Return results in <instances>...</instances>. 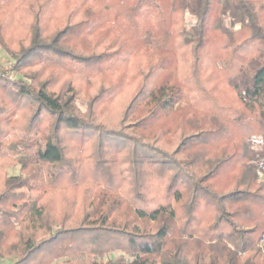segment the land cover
Instances as JSON below:
<instances>
[{"label": "trees", "instance_id": "obj_1", "mask_svg": "<svg viewBox=\"0 0 264 264\" xmlns=\"http://www.w3.org/2000/svg\"><path fill=\"white\" fill-rule=\"evenodd\" d=\"M0 47V260L264 264V0H0Z\"/></svg>", "mask_w": 264, "mask_h": 264}, {"label": "rangeland", "instance_id": "obj_2", "mask_svg": "<svg viewBox=\"0 0 264 264\" xmlns=\"http://www.w3.org/2000/svg\"><path fill=\"white\" fill-rule=\"evenodd\" d=\"M187 19L189 22H192V17L187 15ZM0 63L5 69H10L13 63V60L7 55V53L0 47ZM78 107L81 109L82 112H85L86 107L84 104V101L82 99L77 100ZM9 173L16 175L20 173L19 166H12L9 168ZM120 259H124L127 262H130L134 259L133 256L123 253V252H116L112 253L110 255L104 256L103 258H99V260L107 262V261H117ZM13 261L12 259H5V260H0V264H12Z\"/></svg>", "mask_w": 264, "mask_h": 264}, {"label": "built area", "instance_id": "obj_3", "mask_svg": "<svg viewBox=\"0 0 264 264\" xmlns=\"http://www.w3.org/2000/svg\"><path fill=\"white\" fill-rule=\"evenodd\" d=\"M261 246L264 248V235H263V237L261 239Z\"/></svg>", "mask_w": 264, "mask_h": 264}]
</instances>
